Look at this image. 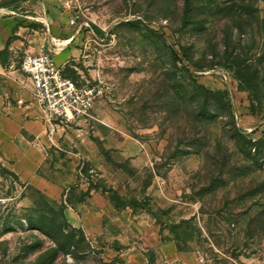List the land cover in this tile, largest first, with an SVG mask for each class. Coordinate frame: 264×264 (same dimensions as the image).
<instances>
[{
    "label": "rangeland",
    "instance_id": "1",
    "mask_svg": "<svg viewBox=\"0 0 264 264\" xmlns=\"http://www.w3.org/2000/svg\"><path fill=\"white\" fill-rule=\"evenodd\" d=\"M4 29L18 46L3 67L72 39L83 57L66 69L109 89L50 141L49 166L71 178L60 202L0 157V264H100L105 248L150 260L161 243L264 264V0H0ZM80 202L103 211L99 236L67 223Z\"/></svg>",
    "mask_w": 264,
    "mask_h": 264
},
{
    "label": "crops",
    "instance_id": "2",
    "mask_svg": "<svg viewBox=\"0 0 264 264\" xmlns=\"http://www.w3.org/2000/svg\"><path fill=\"white\" fill-rule=\"evenodd\" d=\"M7 37L8 30L0 31V51L8 48L10 52H16L15 47L18 45L14 42L7 46ZM64 42L65 45L52 57L66 76L81 81L84 75L77 77L66 69V65L77 69L72 62L81 60L83 49L72 39ZM40 49L39 47L25 52H37ZM31 90L30 79L19 67L13 65V61L8 68L0 64V157L16 171L22 183L31 185L60 202L62 187L71 178L60 177L49 166L52 162V144L46 135L47 127L43 115L31 99ZM18 99L23 102L17 103ZM54 137L56 139L55 135ZM63 214L70 226L81 228L86 235L99 236L104 230L103 211L89 206L86 202L66 204ZM105 249L101 253L103 260L100 264H199L194 259L187 260L171 243L156 245L155 257L150 260L135 248Z\"/></svg>",
    "mask_w": 264,
    "mask_h": 264
},
{
    "label": "built area",
    "instance_id": "3",
    "mask_svg": "<svg viewBox=\"0 0 264 264\" xmlns=\"http://www.w3.org/2000/svg\"><path fill=\"white\" fill-rule=\"evenodd\" d=\"M18 67L32 83L30 96L43 115L51 142L57 127L69 126L90 116L96 101L109 89L101 79L83 83L66 76L50 52L43 49L25 52Z\"/></svg>",
    "mask_w": 264,
    "mask_h": 264
},
{
    "label": "trees",
    "instance_id": "4",
    "mask_svg": "<svg viewBox=\"0 0 264 264\" xmlns=\"http://www.w3.org/2000/svg\"><path fill=\"white\" fill-rule=\"evenodd\" d=\"M5 49H3V50L0 51V57H1V54L4 52ZM235 131L238 132L239 130L238 129H235ZM239 138H241V142H238V144L240 143L239 145L242 146V147H245V149L248 148V150H249V148H251V146L254 144V143H251V141L249 139H247L241 133H239Z\"/></svg>",
    "mask_w": 264,
    "mask_h": 264
},
{
    "label": "bare ground",
    "instance_id": "5",
    "mask_svg": "<svg viewBox=\"0 0 264 264\" xmlns=\"http://www.w3.org/2000/svg\"><path fill=\"white\" fill-rule=\"evenodd\" d=\"M63 43H65V42H63Z\"/></svg>",
    "mask_w": 264,
    "mask_h": 264
}]
</instances>
